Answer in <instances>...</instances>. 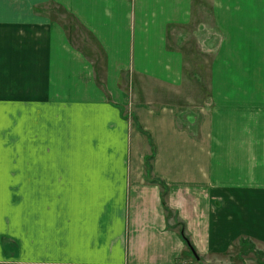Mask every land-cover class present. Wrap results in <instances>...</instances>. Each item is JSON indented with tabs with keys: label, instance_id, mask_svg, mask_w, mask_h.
Returning <instances> with one entry per match:
<instances>
[{
	"label": "crops",
	"instance_id": "1",
	"mask_svg": "<svg viewBox=\"0 0 264 264\" xmlns=\"http://www.w3.org/2000/svg\"><path fill=\"white\" fill-rule=\"evenodd\" d=\"M188 25L218 35L203 103L167 48ZM241 240L264 247V0H0V264H219Z\"/></svg>",
	"mask_w": 264,
	"mask_h": 264
},
{
	"label": "rangeland",
	"instance_id": "2",
	"mask_svg": "<svg viewBox=\"0 0 264 264\" xmlns=\"http://www.w3.org/2000/svg\"><path fill=\"white\" fill-rule=\"evenodd\" d=\"M207 8L206 2L198 5L195 20L201 21L204 28L209 29L212 24L211 19L207 17L209 15ZM43 13L64 26L73 46L81 50L98 70H102V52L96 47L92 36L87 31L58 7L47 5ZM191 30L190 25L173 27L169 30L167 48L179 51L183 56L187 80L185 89L189 90L190 84L194 88L189 90L188 94L192 97L187 100L194 104L203 103L207 99L211 53L214 51L210 49V46L214 44L212 42L217 39L218 35L212 34L211 31L201 32L197 28L194 31ZM158 90L163 89L158 88ZM187 114L183 112L180 116L181 120L185 119ZM244 242V246L241 247L238 244L227 257L221 259L219 264H259V262L264 264V247L254 246L249 241L244 240Z\"/></svg>",
	"mask_w": 264,
	"mask_h": 264
},
{
	"label": "trees",
	"instance_id": "3",
	"mask_svg": "<svg viewBox=\"0 0 264 264\" xmlns=\"http://www.w3.org/2000/svg\"><path fill=\"white\" fill-rule=\"evenodd\" d=\"M180 235H181V237H182V239H183V242L188 246V248L190 249L191 253L193 254V257L197 259L198 256L196 255V253H195V251H194L192 245L190 244L188 238H187L186 236H184L182 228H181V230H180ZM239 245H241V247L244 246V245H245L244 240H241V241L239 242ZM259 264H263V263L259 262Z\"/></svg>",
	"mask_w": 264,
	"mask_h": 264
}]
</instances>
